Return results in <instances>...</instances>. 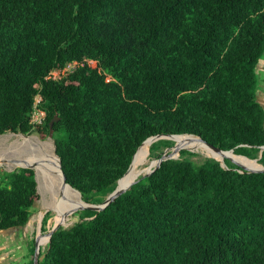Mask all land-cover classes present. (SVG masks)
I'll return each instance as SVG.
<instances>
[{
	"label": "trees",
	"instance_id": "trees-1",
	"mask_svg": "<svg viewBox=\"0 0 264 264\" xmlns=\"http://www.w3.org/2000/svg\"><path fill=\"white\" fill-rule=\"evenodd\" d=\"M263 50L264 0H0V133L47 134L56 115L59 179L44 186L39 171L38 181L50 202L71 190L56 155L81 199L101 202L153 134L198 135L264 166L254 72ZM36 94L40 123L30 120ZM22 134L13 146L31 145ZM171 140H153L148 155L176 142L219 156ZM145 151L127 181L138 178L102 209L72 212L78 218L51 232L36 264H264V171L180 148L140 176L155 160ZM35 185L32 168L0 169V230L26 223Z\"/></svg>",
	"mask_w": 264,
	"mask_h": 264
},
{
	"label": "rangeland",
	"instance_id": "rangeland-1",
	"mask_svg": "<svg viewBox=\"0 0 264 264\" xmlns=\"http://www.w3.org/2000/svg\"><path fill=\"white\" fill-rule=\"evenodd\" d=\"M87 63L91 66L95 65V61L87 60ZM255 85H256V98L257 100L264 106V50L261 53L255 67ZM16 134H22L20 132H3L0 133V169L9 170L18 165L13 164L12 162L15 159L26 158V155L29 153L32 156L39 159V151L36 150L34 142L38 143L43 147V157L41 166L44 168L45 173H42V179L44 186H47L48 177L52 181L51 183L57 184L59 179L58 172L56 171L55 161L53 159L52 152L53 151V141L51 137H48L44 131L41 132H32L30 134H22L26 136H31L30 138L33 140L31 143V147L29 144L18 142L14 146L11 142L18 137ZM171 140V139H170ZM172 142L174 140H171ZM48 142V144L46 143ZM175 142V141H174ZM176 143V142H175ZM178 148H189L190 150L197 152V155L192 158L196 161H199L202 156H215V155H207L206 153H201L203 150L200 148H192L187 147L177 143ZM173 149V146L171 147ZM45 151V152H44ZM6 154V155H5ZM6 156V157H5ZM219 157V156H215ZM148 162L152 161L154 157H150L147 153L146 156ZM32 159V160H37ZM25 161V160H24ZM23 161V162H24ZM154 161V160H153ZM146 164V163H145ZM37 184V181H36ZM36 197H34L32 203L31 213L22 226L17 228H8L0 230V264H30V258L32 257L33 252V240L34 236L38 235V239H44L45 236H41L40 233L46 231L50 225L56 221L58 217L57 214L51 211L44 204V199L47 198L48 192H42L39 190L38 186L36 188ZM80 200L78 194L73 190L67 191V199L63 203L64 207L70 208L71 206L78 203ZM48 208V209H47ZM49 210V215L45 220L44 224L41 226V217L43 213ZM78 216L75 213H70L66 216L64 221V225H68L74 220H76ZM43 244H40L41 248Z\"/></svg>",
	"mask_w": 264,
	"mask_h": 264
},
{
	"label": "water",
	"instance_id": "water-1",
	"mask_svg": "<svg viewBox=\"0 0 264 264\" xmlns=\"http://www.w3.org/2000/svg\"><path fill=\"white\" fill-rule=\"evenodd\" d=\"M57 119L56 115L52 116L49 120H48V132H47V136L48 137H51V133H52V123L53 121H55ZM175 134H181V133H159V134H153V135H148L147 137H145L144 139L141 140V142L138 144L141 145L144 141H146L149 145L150 142H152L153 140H156L158 138H168L170 139L169 137L172 136V135H175ZM186 134H191V133H186ZM193 136H196L202 143H204L205 145H207L208 147H210L211 149H213L214 151L218 152V153H222V152H226V151H231L234 155H240V156H243V157H246L245 155H241V154H237V153H234L233 152V148H228V149H221L217 146H214L212 145L211 143L209 142H206L205 140H203L201 137H199L198 135H194V134H191ZM138 146L135 148L134 152L132 153V156L130 158V161L126 167V169L124 170V172L116 179L115 181V186L113 187V189L104 197V199L101 201V202H86L84 200L81 199L80 197V194H79V191L76 190L75 188H73L72 186H70L66 181H65V178H64V175H63V172L60 168V163H59V158L58 156L56 155L57 157V160H58V167L60 169V173H61V182L62 184H67L68 186H70L72 189H74L79 197H80V201L70 207L68 210L62 212V217H61V220L59 221H56V222H53L50 227L40 233L41 236H45V240L43 243H45L51 232L53 230H55L58 226L60 225H63L64 226V221L66 219V216L76 210H79V209H82V208H88V209H92V210H100L102 209L106 204H108L110 201H112L117 195H119L121 192H123L130 184H132L138 177L137 175L134 176L133 178H131L130 180H128L127 182L125 183H120V179L123 177V175L125 174V172L127 171L129 165H130V162L132 160V157L135 153V151L137 150ZM173 145L171 146H166L164 147L160 154L157 156V157H154L155 158V161H154V164L151 166V167H148L145 171L139 173L140 176H145V175H148L150 172H152L160 163L161 160L165 159V158H170V157H176L178 155V151L175 152L176 150L175 149H172ZM183 148H186V147H183ZM264 148V144H261L259 145V150ZM186 149H189V148H186ZM179 150V149H178ZM190 150V149H189ZM148 152V151H147ZM259 155V154H258ZM213 157V156H212ZM228 158L231 162H233L237 167H238V170L239 171H264V166L257 162V158H249V157H246L248 159H252L254 161V167H246L238 162H236L235 160H233L230 156L228 155H223L222 158H216V157H213L215 158L216 160L219 161V164L221 166H225L224 164V161H223V158ZM38 160H32L30 162H27V161H24L23 164H16L18 166H22V167H28V168H32L33 170V177H34V180H36V177H35V169H34V165L37 163ZM11 170V169H9ZM36 188H37V184L35 185ZM38 235H35L34 236V239H33V252H32V260H31V264H36L37 262V254H38V251L40 249V243L38 241Z\"/></svg>",
	"mask_w": 264,
	"mask_h": 264
},
{
	"label": "bare ground",
	"instance_id": "bare-ground-1",
	"mask_svg": "<svg viewBox=\"0 0 264 264\" xmlns=\"http://www.w3.org/2000/svg\"><path fill=\"white\" fill-rule=\"evenodd\" d=\"M180 135V136H179ZM170 139H176V140H183L184 142H186V143H188V144H193V145H198V146H202V147H206L207 149H209L211 152H214V153H216V154H218L220 157H216V158H222V156L223 155H228V156H230L233 160H235L236 162H238V163H240V164H242V165H244V166H246V167H253V166H251V165H249V164H247L245 161H253L252 159H248V158H246V157H243V156H240V155H234L231 151H226V152H222V153H218V152H216V151H214L213 149H211L210 147H208L207 145H205L204 143H202L196 136H193V135H191V134H175V135H172V136H170L169 137ZM22 139H24V140H27L30 144L33 142V140L31 139V138H29V137H23ZM34 146H35V148H36V150L37 151H39V159H37V158H34V159H37L38 161H37V163L35 164L36 166L34 167V169H35V177H36V180H37V186H38V188H39V190L41 191V186H40V184H38V181H39V171L40 172H42V173H45V171H44V168L41 166V164H42V157H43V147L39 144V142L38 143H36V142H34ZM145 146H146V151H145V154H144V158H146V156H147V151H148V143L146 142V141H144L141 145H139L138 146V148H137V150L135 151V153H134V155H133V157H132V160H131V162H130V165H129V167H128V169H127V171L125 172V174L123 175V177L120 179V183H125V182H127V179H128V177H129V175H130V173L132 172V170H133V168L135 167V165H136V163H137V161L139 160V158H140V156H141V154H142V152H143V150H144V148H145ZM140 148V149H139ZM173 149H175L176 151L175 152H177L178 151V146H177V143H175V146L173 147ZM139 150V151H138ZM45 152V151H44ZM6 155V154H5ZM136 155V156H135ZM6 157V156H5ZM213 157H215V156H213ZM17 160L18 161H20V163H18V164H23V161L25 160L26 161V159L25 158H17ZM155 161V160H154ZM154 161H152V163L154 164ZM14 163L12 162V165H13ZM60 170V169H59ZM51 181H52V178H51V180L49 179V177H48V183H50L51 184ZM64 185H66V186H68L67 184H64ZM71 190H73V191H75L74 189H72L70 186H68ZM76 192V191H75ZM78 194V193H77ZM79 196V195H78ZM80 198V197H79ZM67 199V197H65L64 199H61V200H58V201H52V202H50V201H47L46 199H44V204H45V206H49L48 208L50 209V210H54V211H60V210H64V211H66V210H68L69 208H67V207H64L63 206V203L65 202V200ZM80 201V200H79ZM77 204V203H76ZM75 204V205H76ZM74 206V205H73ZM72 207V206H71ZM47 208V209H48ZM64 211H60V214H57L58 215V217L56 218V221H59V220H61V217H62V212H64ZM55 221V222H56ZM44 240H45V238L44 239H38V241H39V243L40 244H43V242H44Z\"/></svg>",
	"mask_w": 264,
	"mask_h": 264
},
{
	"label": "built area",
	"instance_id": "built-area-1",
	"mask_svg": "<svg viewBox=\"0 0 264 264\" xmlns=\"http://www.w3.org/2000/svg\"><path fill=\"white\" fill-rule=\"evenodd\" d=\"M75 64H76V61L67 62L61 67L50 70L48 74L46 75V77L58 78L62 74H64L66 71L71 70ZM39 99H40V95L36 94L34 96L31 117H30V120L33 123H40L44 115V112L37 107V102L39 101Z\"/></svg>",
	"mask_w": 264,
	"mask_h": 264
}]
</instances>
